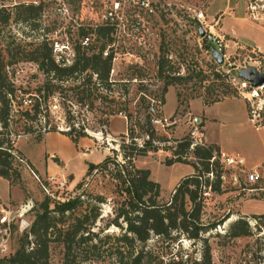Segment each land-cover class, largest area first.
<instances>
[{
	"label": "rangeland",
	"instance_id": "1",
	"mask_svg": "<svg viewBox=\"0 0 264 264\" xmlns=\"http://www.w3.org/2000/svg\"><path fill=\"white\" fill-rule=\"evenodd\" d=\"M20 3H38V0H0V6L9 9ZM225 3L226 15L221 16ZM247 3L248 0H44L39 20L8 23L0 34V41L12 46V56L7 60L13 63L6 66V71L9 79L22 90L19 95L24 100L23 107L32 104L31 96L44 77L35 63L21 58L30 56L34 44L44 37L67 41L74 48L79 33L85 31L89 42L99 46L94 30L104 26L112 39L104 45V50L113 51L109 78L115 83L110 92L103 86L97 87L98 96H108L106 99L90 98L79 103L68 89L71 83L62 82L66 91H56L46 102L41 97V112L36 121L13 115L8 129L0 127V139L11 140L12 164L18 171V177L11 180L0 177V258L18 247L20 236L29 230L46 198L52 208L54 202L82 193L83 200L89 199L91 204L83 203L72 213L55 217V222L64 230L76 218H81L83 234L87 230L93 234L80 245L74 243L66 259L63 243L52 241L48 264H119L117 250L121 243L115 237L121 230L109 223L121 206L125 191L114 178L116 168L112 162L109 170L85 173L89 163H99L107 155L121 161L122 143L133 140L140 147L148 140L137 121L143 122L150 97L161 99L163 114L180 119L163 131L156 130L165 141L155 145L156 151L134 159L135 166L148 169L150 178L159 184V202L169 198L182 177L195 173L193 167L201 170L200 162L187 150H181L178 159L173 155L178 140L186 137V117L193 119L204 136V116L197 112L198 104L211 105L224 100L244 103L246 117L238 103H223L228 109L225 116L221 114V121L220 105L210 107L208 113L214 114L217 121L209 126V137L220 143L221 148L206 139L204 143L211 148V153L222 150L242 157L246 168L257 165L260 178L255 183H246L239 167L213 166V175L208 176L211 188L202 187L198 194L199 223L206 231L198 239L178 232H172L171 239L152 234L145 243L152 257L141 264H264V223L253 217L264 214V96L258 93L249 100L243 97L235 76L246 65L264 68V22L248 17ZM198 10L206 22H216L214 31L225 38L227 47L221 64L210 57V46L198 35L193 15ZM256 46L261 53L252 52L251 48ZM158 59L162 64L160 76L156 72ZM172 76L181 79L162 92L164 80ZM252 110L258 121L257 128L249 121ZM119 112L128 117L126 130L123 119H115L117 124L111 132L110 122L122 117ZM71 126L76 129L72 133L78 138L76 145L62 134ZM24 127L32 131L24 133ZM128 127L133 129L132 137ZM77 131L85 135L79 136ZM214 172L220 174L216 190L212 189L216 183ZM49 174L64 179L65 189L57 191L47 184ZM96 195H101L103 202L94 200ZM92 208H97L99 214L94 223H91ZM239 218L246 222L249 232L231 236L229 227ZM206 257L208 263H205Z\"/></svg>",
	"mask_w": 264,
	"mask_h": 264
},
{
	"label": "trees",
	"instance_id": "2",
	"mask_svg": "<svg viewBox=\"0 0 264 264\" xmlns=\"http://www.w3.org/2000/svg\"><path fill=\"white\" fill-rule=\"evenodd\" d=\"M69 1L77 2L78 0ZM43 8L44 0H38V3L16 4L13 9L0 6V34L3 33L11 20L15 22L39 20L43 15ZM194 22L198 27V23ZM94 33L95 40L99 41L100 45L96 46L91 42L82 45V39L87 35H85V31H81L79 40L73 48L74 58L70 65L62 66L56 63L52 54L51 40L46 37L41 42L34 44L30 56L21 58L22 61L35 63L44 77L41 85L35 89V94L33 93L31 96L33 102L29 99L32 104L28 107L22 106L24 100L19 95L22 90L9 79L6 71V66L13 63L7 60L12 56V46L7 41H0V127L8 129L9 121L13 115H18L19 119L36 121L41 112V97L46 102L56 91L60 93L66 91L62 87V82L71 83L68 89L72 90L79 103L90 98L106 99L108 96H101V94L98 96L97 87L103 86L110 92L115 83L109 78L113 51H107V54L103 55L104 45L112 39L107 28L102 25L97 26ZM161 59H158L156 64L158 76L161 75ZM180 79V76H172L169 80H164L162 92H165L166 86ZM137 125L139 130L149 137L142 146H137L133 140L128 144L122 143L119 151L121 161H118L117 157L112 158L107 155L99 163H89L85 173L89 175L95 169L109 170V163L112 162L116 168L114 178L121 182V190L125 191L121 206L109 223L121 230V234L115 237L117 242L121 243V248L117 250L119 264H141L152 257V251L146 249L145 246L152 234L171 239V233L178 232L185 234L190 239H198L200 233L206 231L199 223L201 200L198 198V194L202 192V187L211 188L206 174L210 172L213 175V166L218 165L216 161L208 162L211 156L210 147L195 146L189 150L187 137L181 138L173 150V155L178 159L181 150H187L192 158L200 162L201 170L193 167L194 170L196 169L195 173L182 177L169 198L159 202V184L150 178L148 169L136 167L134 159L146 155L148 151H156L158 147L152 144V140H163V138L155 133L146 113L143 114V122L140 124L137 121ZM127 130L129 136L132 137L133 129L128 127ZM23 131L30 133L32 130L30 127H24ZM74 131L76 129L71 126L67 131H62V134L67 135L76 145L78 138L72 136ZM77 135L84 136L85 134L82 131H77ZM40 139L41 136H38V140ZM11 148L10 139H0V177L7 180L18 177V171L12 164L14 155ZM219 176V173L214 172L216 183L212 187L213 190L218 189ZM82 196L81 193L73 198L56 201L52 208L46 198L40 204L39 210L36 211L29 230L20 236L18 247L10 255L1 257L0 264H48L49 245L56 240L65 246L66 259L72 245L74 243L80 245L87 241L90 238L89 234H93V232L87 230L85 231L87 234H83L82 230L85 228H83L81 218H76L73 224L62 230L57 226L55 217H63L67 212L72 213L83 203L91 204L89 199L83 200ZM103 199L101 195L94 197V200L98 202H103ZM96 210L97 208L91 209V223H94L99 215ZM83 217L88 219L87 214H84ZM253 217L264 223V214ZM229 228L231 236L247 235L249 232L246 222L241 218L232 222ZM56 232L57 238L54 236ZM28 235H31V239H28ZM208 262L206 257L205 263Z\"/></svg>",
	"mask_w": 264,
	"mask_h": 264
},
{
	"label": "built area",
	"instance_id": "3",
	"mask_svg": "<svg viewBox=\"0 0 264 264\" xmlns=\"http://www.w3.org/2000/svg\"><path fill=\"white\" fill-rule=\"evenodd\" d=\"M126 1L133 2L135 0H126ZM141 3L144 4V2ZM245 10L247 12L248 17L251 20L253 21L262 20L264 22V0H248ZM108 15L111 17L112 13L109 12ZM193 15L198 23L197 28H201L203 30V35L199 37L205 40L210 47H213L222 56V58H224L227 44L224 36L214 31V25L216 22H206L203 13L200 10L194 11ZM88 42H89V36H85L82 39L81 43L82 45H87ZM234 46L239 47L237 42H234ZM51 48L56 63L62 66L70 65L72 63L74 58V50L67 41H63L60 39H52ZM251 49L253 53H261V51L257 46ZM106 54L107 51L105 50L103 52V55L105 56ZM254 67L256 68L257 71L264 72V68L258 69L257 65H255ZM239 87L242 90L240 94L248 100L253 97H256L258 93L263 94L264 96V82L255 88H251L249 87L247 82L239 80ZM161 110H162V103L159 99L150 98V97L147 98L146 114L149 116V123L153 127L155 132L156 130L163 131L165 127L175 125L180 121V119L175 116L163 114ZM251 112L252 114L251 117L249 118V121L253 124L254 128H257V126L259 125H255V123H258V121L256 120V117L253 113L254 110H252ZM118 115L122 116L128 124L129 120L125 114L119 112ZM256 116H258L257 113ZM185 120L187 123L186 137L187 140L189 141L188 144L189 150L195 146L206 147L203 137L199 132V129L193 123V119L186 117ZM146 138L149 139L148 135H146ZM164 142H165L164 139L161 141L152 140V144L154 145H161ZM212 161H216L217 164L222 167H239L240 172L243 173L244 175V181L246 183H255L260 178V175L256 171V167L246 168L244 159L240 156H233L222 150H219L216 153H211L208 162L211 163ZM206 175L211 176V173L209 172ZM46 182L47 184L53 185L57 190H63L65 189L66 186L65 180L60 179L59 176H56V174H49L46 177ZM43 187L47 191V193H49L48 189L45 188V186ZM50 195L51 197H53L52 194Z\"/></svg>",
	"mask_w": 264,
	"mask_h": 264
},
{
	"label": "crops",
	"instance_id": "4",
	"mask_svg": "<svg viewBox=\"0 0 264 264\" xmlns=\"http://www.w3.org/2000/svg\"><path fill=\"white\" fill-rule=\"evenodd\" d=\"M227 3V2H226ZM226 3H225V6L223 7V9L221 10V12H220V14L219 15H221V16H223V15H226ZM223 27V26H222ZM224 28V27H223ZM233 32V31H232ZM229 102H235V103H238L241 107H242V109H243V112H244V114H245V109H244V103L241 101H233V100H224V101H220V102H216V103H214V104H211V105H202V104H198V107L196 108V110H197V112L200 114V115H202V116H204L203 118H204V120H203V122H204V125H203V127H204V129H205V133H204V136L202 135V137H204L203 138V140L204 139H206L207 141H209V142H211V143H213L214 145H216V146H218V147H220L219 146V144L220 143H218V142H215L213 139H211L210 137H209V133H208V129H209V126L210 125H212V124H214V122L215 121H217V119H216V116L214 115V114H210V113H208V110H209V108L210 107H212L213 105H215V104H218V105H220V106H218L219 108V114H220V121H221V114H224V113H226V110L228 109V105L227 104H223V103H229ZM222 104V105H221ZM217 109V108H216ZM224 116H225V114H224ZM245 117H246V114H245ZM115 119H123V121H124V125H125V128H124V131L126 130V126H127V122L124 120V118L123 117H121V118H114V119H112L111 120V124H110V129H111V132H113L112 131V127L115 125V124H117L115 121ZM195 120L197 121V120H199V118H195ZM123 131V132H124ZM120 132H122V131H120ZM205 141V140H204ZM221 148V147H220ZM223 149V148H222ZM33 164V163H32ZM259 165V164H258ZM33 166L35 167V169L36 170H38V171H40L34 164H33ZM255 166H257V165H252V166H249V167H255Z\"/></svg>",
	"mask_w": 264,
	"mask_h": 264
},
{
	"label": "water",
	"instance_id": "5",
	"mask_svg": "<svg viewBox=\"0 0 264 264\" xmlns=\"http://www.w3.org/2000/svg\"><path fill=\"white\" fill-rule=\"evenodd\" d=\"M197 32L199 36L203 35V30L201 28H197ZM209 54L217 64L222 63V56L213 47H210ZM235 76L237 79L247 82L251 88H255L264 82V72L257 71L256 68L251 65L238 69L235 72Z\"/></svg>",
	"mask_w": 264,
	"mask_h": 264
}]
</instances>
